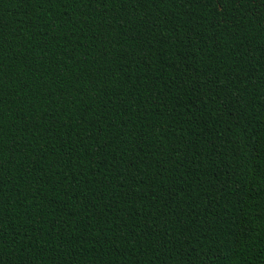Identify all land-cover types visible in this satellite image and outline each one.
<instances>
[{
	"label": "trees",
	"instance_id": "trees-1",
	"mask_svg": "<svg viewBox=\"0 0 264 264\" xmlns=\"http://www.w3.org/2000/svg\"><path fill=\"white\" fill-rule=\"evenodd\" d=\"M0 264H264V0H0Z\"/></svg>",
	"mask_w": 264,
	"mask_h": 264
}]
</instances>
